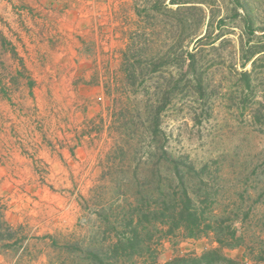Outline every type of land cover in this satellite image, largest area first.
<instances>
[{
    "label": "rangeland",
    "instance_id": "374dc122",
    "mask_svg": "<svg viewBox=\"0 0 264 264\" xmlns=\"http://www.w3.org/2000/svg\"><path fill=\"white\" fill-rule=\"evenodd\" d=\"M192 1L202 3L198 26L197 10L155 12L141 25L133 0H0V264H132L110 257L132 193L118 190L131 176L112 151L134 98L150 106L145 115L160 112L158 145L196 170L206 165L190 184L203 187L196 198L209 190L214 214L243 239L224 253L263 264L264 53L254 65L242 57L264 50V0ZM139 26L153 45L136 53L142 66L127 79L122 53ZM195 31L202 41L187 42ZM151 63L163 69L152 75ZM175 83L164 108L155 93ZM216 246L176 232L154 257L164 264Z\"/></svg>",
    "mask_w": 264,
    "mask_h": 264
},
{
    "label": "trees",
    "instance_id": "16d2710c",
    "mask_svg": "<svg viewBox=\"0 0 264 264\" xmlns=\"http://www.w3.org/2000/svg\"><path fill=\"white\" fill-rule=\"evenodd\" d=\"M133 2L132 9L138 18L137 23L141 25H145L146 21L151 18V14L155 12L177 15L197 10L202 14H200L196 26L202 24L204 20L203 11L201 7L197 6L202 4L200 2L192 0H144L142 2L133 0ZM185 23H182L183 27L186 26ZM248 23V29H250L252 19H249ZM150 33H147L144 27H140L129 34L127 47L122 53L121 64L127 79L136 77L137 66L140 65L136 61V53L150 49L153 45V42L150 41ZM197 38V31L192 32L187 42L192 43L194 40L199 42L203 39ZM239 47L243 49L242 42ZM246 51L242 59L247 63L251 62L252 65L256 61L254 57L264 53V50L254 51L249 48ZM186 57L192 59L193 54L182 50V59ZM151 64L153 65L150 69L152 75L163 69L162 66L157 67L154 63ZM240 75L248 87V73L245 71ZM176 87V83L169 84L165 90H161V86L158 87L159 90L157 88L158 91L155 93L156 101L159 103L160 99L164 98L163 107H166L170 103L168 96L175 91ZM146 107L150 108L147 104L134 98L131 108L128 109L131 112L125 113L128 115V125L116 130L118 138L113 145L112 152L122 157L123 162L120 164V168H123L125 174L131 176L119 184L118 190L132 189V193L123 195L125 199L128 198V207L122 210L116 223L124 232H120L116 236L110 258L120 261L124 257H134L132 264H158L154 257L155 244L161 238H168L179 232L183 238L187 239L209 238L217 246L205 250L199 256H176L164 264H237L234 259L224 253V250H232L244 245L242 237L238 235V229L234 228L233 222L227 225L223 216L217 218V215L214 214L210 208L213 204L209 202L212 199L209 190H204L202 198L200 196L196 198L203 187L190 185L193 180L206 174V165L196 170L193 164H186L182 158H175L167 144L158 145L157 138L164 136L160 128V112H151L145 115L142 110H147ZM137 122H141L142 126L139 127ZM141 139L147 140L149 144L139 147ZM137 154H143L146 158L158 156L159 158L154 165L148 159V162L141 165L140 162H135ZM140 170L141 174H139ZM138 175L142 176L143 183L136 179ZM188 179L189 185H187ZM207 179L211 180V177L208 176ZM200 184L207 185L206 182L201 181ZM123 196L120 194L119 198ZM95 259L99 264H104L98 257ZM255 261L264 264V255L259 254ZM108 264L115 263L108 262Z\"/></svg>",
    "mask_w": 264,
    "mask_h": 264
}]
</instances>
